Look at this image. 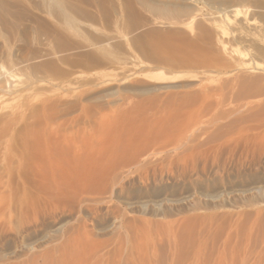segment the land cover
I'll list each match as a JSON object with an SVG mask.
<instances>
[{
    "label": "rangeland",
    "instance_id": "obj_1",
    "mask_svg": "<svg viewBox=\"0 0 264 264\" xmlns=\"http://www.w3.org/2000/svg\"><path fill=\"white\" fill-rule=\"evenodd\" d=\"M85 2L89 18L80 21L89 24L78 19L79 28L85 27L77 34H84L87 44H97L93 56L60 52L49 35L26 23L14 32L18 66L0 58V142H5L0 145L10 147L13 141V148L22 147L21 131L26 136L29 127L40 126L48 138L46 144L40 141V150L46 145L44 150L62 156L67 150L65 157L79 164L75 179L94 193L104 174L126 177L139 168L156 167L163 170L164 179L154 183L162 196L188 191L200 197L194 203L199 204L196 211L187 206L154 216L126 207L132 197L128 184L86 195L119 210L130 228L128 234L118 225L108 232L94 228L96 237L78 250L80 257L92 251L116 253L125 258L119 264H130L127 259L139 257L136 253L157 251L160 263L175 252L192 264H264V190L233 193L240 183L264 181V0ZM135 60L144 68H133ZM156 71L171 79L156 82L151 77ZM6 72L17 76L18 84L12 85L18 86L12 90L4 79ZM242 145L255 153L226 165L221 157L212 161V155L221 156L228 146ZM207 193L218 194L220 203L206 204L201 197ZM74 217L66 214L64 224L68 227ZM144 219L151 222L146 225L149 235L143 229L145 236L139 231ZM164 223L175 224L179 237H156L157 226Z\"/></svg>",
    "mask_w": 264,
    "mask_h": 264
},
{
    "label": "bare ground",
    "instance_id": "obj_2",
    "mask_svg": "<svg viewBox=\"0 0 264 264\" xmlns=\"http://www.w3.org/2000/svg\"><path fill=\"white\" fill-rule=\"evenodd\" d=\"M85 1L87 0H0V58L6 59L7 63L8 62L10 63V64L8 63V65H11V67L18 66L17 65L18 62H16L14 59L15 52L13 50L14 47L12 46V44L14 43V42L12 43V39L14 37V32L18 28L19 29L23 28L20 26L22 24L24 25V23L28 24L26 26L30 25L32 29L33 28L37 29L38 32L40 31L43 34H47V36L49 35L48 40L51 39L50 41H52L55 44L56 48L60 49L59 50L60 52L61 51H69V52L74 51L78 53L80 52L81 54L84 55V57H86L85 55H87V57L93 56L98 51V49L96 48L97 44H95V42H94L95 46L94 44L91 45L92 44L91 42H89L90 44H87L88 40L86 38H83L84 34L83 36H80L81 35L80 32H79L80 35L77 34V32L81 30V28L85 27L84 26V27L79 28L80 27L79 21L80 20L82 21L83 18H89L88 16L90 12L84 6L85 3H87ZM94 1H97V0H94ZM87 22L84 21V23H87ZM251 24L253 25L254 22H251ZM86 29H88V27ZM222 34H225V33L222 32ZM78 35L82 37L83 39H81L80 37H77ZM84 39H86V42ZM61 55L59 57H61ZM86 61L88 62V59L85 60V62ZM131 65H133L132 62H131ZM134 65L135 66H133V68L136 66H140L141 68H144V66L141 65V63H138V61L137 63H134ZM254 66L256 68L262 67V65L260 64H254ZM10 72L9 73L6 72L8 74L4 75L5 77L4 79L5 81L7 80L6 82L8 83V88L12 90V88H15L16 86H18V85L14 86V84L15 83L18 84V82H16L15 78H17V76L14 75L15 73L12 74ZM151 77L156 82H159V83L167 82L171 79L167 77L166 74H164V72H157V71L153 73ZM12 82H15V83H13L12 85ZM32 127H29V129L31 130L29 131L28 129L26 130L27 132L25 134L26 136H24L23 130L21 131L23 132L21 133L23 136L18 135L20 136V138H24V142L22 144L24 147L19 146L20 144L19 142L21 141V139L19 138L18 146L20 148L19 147L17 148V145H16L14 147V148H17L15 150L16 151L15 153H11L12 149H10V147L14 146L13 144L15 142L11 140L12 144L10 142L11 144L10 147L9 145L8 146L4 145L5 147H3L1 145L5 144V142L3 144H1L0 142L1 148L3 147L4 149L3 153L1 152V155L2 154L4 156L6 155L3 158L0 155L1 156L0 157L1 158V161H0V263L1 264L2 263L4 264H79L81 262L80 264H119L121 258L124 255L120 257V255H116L115 253V256H113L105 252H104L105 254H102V253L99 254L91 250L92 251L90 252L91 254L88 255L87 253L88 256H85L86 253H84L85 255H82L80 257L78 250L81 249L84 243H86L87 241H90L91 237H96V235L94 236V232H93L94 228L95 229L97 228V230L100 232H108L111 228H114L118 225L119 231L122 230L125 233H127V230L130 228L129 222L128 221L122 222L124 219L122 218L123 217L122 214H120L119 210L115 209L113 206L107 205L106 204L107 202L105 203L106 204L105 205L104 202L100 200H96V199L88 200L84 198V196L93 194L94 192H93V189L88 188L89 186L82 184L80 183L81 181L79 182V180L77 181L75 179V173L77 169L79 168L78 166L79 164L77 160H74V157L71 158L70 154L68 155L70 156V159L67 156L65 157V155H67L65 153H68L66 152L67 150L64 151L65 152L64 156L57 154V153L54 154L53 152L55 150L52 151L53 149L50 151L44 150V147L46 145L45 146L43 145V148H42L43 150H40V146H39L40 141L43 143V141L46 139V142H47L48 138L44 139V134L47 135L46 133L47 130L46 131L41 130L40 126H39V129L33 130ZM241 132L243 131L241 130ZM58 134H61V133H58ZM46 142L43 144H46ZM54 144H56V142ZM242 146L244 147L243 148L241 147L239 149L237 146L234 148H231L230 146H228L225 149V151L222 150L226 152L225 155H224V152H222L221 156L220 154H218L219 155L218 157H215L212 155L213 157L212 161H219L221 157L224 165H226L230 163V162L228 163V161L233 162L234 158L240 159V157H242L245 154L247 155L249 153L252 155L251 152H254V151H251L252 150L251 147H248L245 145H242ZM31 153L34 157H30ZM184 157L186 156L184 155ZM174 159L175 158H173V160ZM183 162H184V159H183ZM77 166L78 168L76 169ZM145 166H147V164ZM162 171L163 170H160L159 168H156V167H151V168L142 167V169L139 168V170H135V172L130 173L126 177H122L123 175L121 174H120V177H118V175L113 174V173L104 174L102 178L100 179L99 184L97 185L96 190L98 189V191L95 192L94 194L102 195L104 191L107 189V186L113 187L115 185H119L122 187L123 185L128 184L130 186L129 192H131L132 197L127 199V202L125 203V205L126 207L130 209H134L138 211L139 213H142V215L145 213H150L151 215H154V216H161V215L164 216L166 215L168 211H172L177 208L184 209L187 206L193 207V211H196L198 209L197 207L199 204H194V203L197 202L198 198L200 197H195L194 193L189 194L188 191H186V192L174 193L169 196H162L161 193L155 189L154 183L156 181H161L164 179V178L162 179ZM262 182L264 181L262 180L260 181L259 179H257V181L251 182V183L249 182L240 183L239 186L238 185L236 186L237 189H234L233 193L243 195L253 190L263 191L264 185L262 184ZM218 194L215 195L214 193L213 195L211 193H207V194H203L201 198H204V202L206 204L208 202L213 204L214 202L215 203L219 202L217 201V199L218 200L220 199V196ZM204 202L201 201L198 203H204ZM204 207H207V206L205 205ZM210 210H209V213H210ZM193 211L191 212L192 214H193ZM66 214L75 215V217L73 218V223L69 224L68 227L66 226V224H64L66 221H64V218H63ZM79 214H84V217L80 218L78 216ZM199 216L201 215L199 214ZM209 218L211 219V217ZM133 219L135 220L134 217ZM148 223L150 227L151 222L146 221L144 219V221L142 222V225L145 227L144 228L142 227L141 229L139 228L140 229L139 231H141V234L143 236H145L143 234L144 231L148 229L146 228V225ZM175 223L177 222L175 221ZM160 225L162 226V224ZM65 226L66 228L64 229ZM98 226L100 227L99 229H98ZM159 226H157L158 232L155 230V232L158 233L156 237L158 236L165 237V238L166 237H176V236L179 237L178 235H176V229H179V228H176L175 224L164 223L162 226V228L164 229L163 230L161 229L162 231L160 232H159V229H160ZM146 231H147V235H149L148 230ZM86 245L88 244L86 243ZM41 247H46V248H44V250H42L41 252H38L37 250L40 249ZM100 248L102 249V247ZM154 252L151 251V253L149 254H147L146 252V254L142 256L141 254L143 253L141 254L136 253L138 254V256L139 255L140 256L136 258L135 256L137 255L134 254L135 259L132 258L133 255L131 252L132 259L128 258L127 256L128 258L127 260L130 261V264H163V262L165 261L160 263L159 258L161 256L159 254L157 255L158 253L157 251H156V254H152ZM198 254H195V255L198 256ZM169 255L170 256L167 259L168 262L166 261L165 264L166 263L168 264H192L191 261L188 260V257L182 258V259L178 258L179 253L177 255L175 252H173L172 254L169 253ZM83 256H85L84 259H82ZM158 256L160 257L158 258ZM187 256H190L191 258L194 257L193 255L192 256L187 255ZM114 257H117L119 261H116ZM193 260L195 261L196 259L194 258ZM201 260H202V257H201ZM123 263H126V262L123 261Z\"/></svg>",
    "mask_w": 264,
    "mask_h": 264
}]
</instances>
